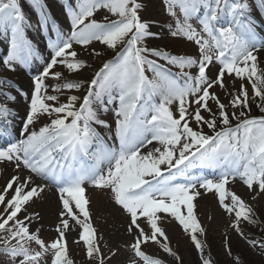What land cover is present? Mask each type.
I'll return each instance as SVG.
<instances>
[{
	"label": "snow or ice",
	"instance_id": "6c2138e0",
	"mask_svg": "<svg viewBox=\"0 0 264 264\" xmlns=\"http://www.w3.org/2000/svg\"><path fill=\"white\" fill-rule=\"evenodd\" d=\"M160 4L191 51L148 46L161 21L147 0H67L63 25L30 0L44 56L22 0H0V264H74L72 246L85 264H185L170 230L215 264L205 198L230 264H245L233 236L264 257V0ZM24 70L30 91L4 75ZM96 198L119 218L115 243L94 226Z\"/></svg>",
	"mask_w": 264,
	"mask_h": 264
},
{
	"label": "rangeland",
	"instance_id": "374dc122",
	"mask_svg": "<svg viewBox=\"0 0 264 264\" xmlns=\"http://www.w3.org/2000/svg\"><path fill=\"white\" fill-rule=\"evenodd\" d=\"M50 1L53 0H45L46 3H50ZM148 6H150V11L152 9H158V15L160 13L162 19L160 20L163 22L166 18L162 14L161 10V4L158 0H147ZM25 5V4H24ZM158 7V8H157ZM164 27V33L161 34L160 39H157L156 41L150 42L149 47H158L162 50H168L171 51L173 54H179L184 53L187 51H191L190 48H186L182 43L174 41L168 34H167V27L166 24L163 23ZM99 65V60L94 61L92 66L95 68ZM213 70H210L209 74L211 75L213 73ZM243 195V193H241ZM199 208L197 209L199 218L201 219L204 226L208 228V237L207 242L211 245L212 252L215 255V261L216 264H230L229 259L225 256V253L221 247V240L222 236L220 235L219 229L223 227V224L220 223V216L218 213H216L214 207H213V201L211 199H201L199 200ZM261 208L264 209V201H261ZM212 214L216 216L217 223H213L212 221H209L207 219L208 215ZM100 234H102L105 238V240L110 241L111 243H115L118 238L121 237V233L118 230H116L113 234L112 232H109L108 228H100L97 227ZM112 230V228H110ZM170 235L173 241V247L177 246V241L179 240V246L178 251L179 254L183 257L185 264H197V255L192 248V246L189 244V242L179 236L176 232L170 231ZM71 240V237H69ZM103 247V244L101 245ZM233 246H235V252H241L245 261V264H264V259L258 257L256 254L252 253L251 251L247 250V246L244 244L237 245L235 243V236H233ZM149 251H154V249H149ZM105 255H108L107 248H104ZM71 257L74 260L75 264H85V258L82 254L79 253L78 248L76 246L71 247ZM259 258V259H258ZM125 257H121V261L123 262ZM170 259V258H166ZM113 264H116L115 261H113Z\"/></svg>",
	"mask_w": 264,
	"mask_h": 264
},
{
	"label": "bare ground",
	"instance_id": "6f19581e",
	"mask_svg": "<svg viewBox=\"0 0 264 264\" xmlns=\"http://www.w3.org/2000/svg\"><path fill=\"white\" fill-rule=\"evenodd\" d=\"M152 17L157 19L159 17V15L153 13ZM155 30L158 32L160 29L157 28ZM161 39H162V37H161ZM7 76H14V75L8 73ZM15 76H18L19 78H21V80L25 81V78L21 74L17 73V75H15ZM0 171H5V173H2V175L0 176V183H2L3 182L2 178L7 176L8 172L6 169H3V168H0ZM49 199L51 200V198H49ZM38 207L47 208L48 204L38 206ZM92 210H93V222L95 225H98V227H100V228H108L109 232H112V234L116 230L119 231L117 233H119V234L122 233V229L120 228V224H119V218L114 217V216L109 214L107 206L105 205L102 198H96L95 199L94 204L92 206ZM41 223L45 227V231L43 233V236L48 239L49 235L51 233V227L50 226L53 224V219L49 214L45 213V218ZM110 228H112V230ZM118 239H120V238H118Z\"/></svg>",
	"mask_w": 264,
	"mask_h": 264
}]
</instances>
